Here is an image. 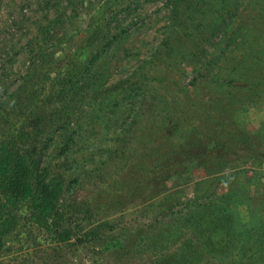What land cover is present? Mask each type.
<instances>
[{
  "label": "rangeland",
  "instance_id": "374dc122",
  "mask_svg": "<svg viewBox=\"0 0 264 264\" xmlns=\"http://www.w3.org/2000/svg\"><path fill=\"white\" fill-rule=\"evenodd\" d=\"M183 1L178 25L166 0H0V144L54 114L28 142L63 180L69 233L55 241L2 187L0 264H264V0ZM65 79L101 92L61 111ZM220 114L257 147L211 126Z\"/></svg>",
  "mask_w": 264,
  "mask_h": 264
},
{
  "label": "trees",
  "instance_id": "16d2710c",
  "mask_svg": "<svg viewBox=\"0 0 264 264\" xmlns=\"http://www.w3.org/2000/svg\"><path fill=\"white\" fill-rule=\"evenodd\" d=\"M166 3L170 5L169 11V19L171 21H175L176 24L180 25V20L176 19V16L180 18V13H183L186 3L182 0H166ZM180 4V12H178V5ZM110 16V9L104 8L101 12L98 13V17L94 18L91 24L98 25L102 24L105 20L108 21ZM94 27V26H93ZM91 28V27H90ZM90 35H96L97 32L95 30H90ZM115 40V39H114ZM261 58L264 57V52H262ZM93 58V57H92ZM91 58V59H92ZM257 61H262L263 69H264V59L257 58ZM146 72H148L146 74ZM149 70L143 71L137 74L138 79H150V81L154 82H162L167 79L168 70L167 68H159L158 74L150 75ZM94 75V73H93ZM130 84L135 83V76L131 77ZM129 80L122 81L121 84L128 83ZM100 86V85H99ZM261 88L264 87V80L260 81ZM59 91L54 95L60 101L61 111H66L70 107L69 103H76L77 99H81L87 91L91 93V97H94L95 94L100 93V87H96V80L87 81V83L81 85L75 90H71L69 86V81L65 79V81H61L59 85ZM89 89V90H88ZM126 90L116 91L120 92L122 96L127 95V91L129 88H125ZM112 92V90H110ZM110 91H106L108 95L101 96L100 99L102 104L103 99L108 100L112 98ZM164 100V97L161 98ZM92 101V99L90 100ZM12 111L13 105L10 106ZM221 112V111H220ZM49 111L40 113L36 115L32 121L28 122V128L31 130L30 133H23V128H20V133H17V136L7 135L6 140L0 144V188L6 187L5 195L7 196V201L14 205H21L27 208L28 219L36 224L38 228H43L45 231L51 233L55 236V241H64L68 239L69 233L65 230H62V226L60 225L61 221H58L60 215L57 214L58 208L62 207L61 197L64 193V185L63 180L59 176L52 175L48 173V170L42 169L38 166L39 160L38 157H35V148L28 141L33 140V138L44 129L43 124L46 122H51V117ZM231 113L228 115L230 116ZM208 116V114H204V117ZM57 116H53L54 119ZM220 116L212 117L208 121L211 126L214 128L224 129L225 128V136L233 143H238L242 145H247V147L254 148L257 147L252 142H256L252 139L247 132H244L239 126L235 123H226L222 122ZM153 130V129H152ZM151 130V131H152ZM150 130L146 132L145 139H149L151 137ZM189 132H191L189 130ZM225 137V139H226ZM255 138V137H254ZM16 145H21L22 148L17 147ZM259 145V144H258ZM16 146V148H14ZM187 153V152H182ZM139 170L142 172L150 171L151 168H147V166H143L139 164ZM53 216L56 219L53 220ZM48 220L51 222L48 223ZM53 220V222H52Z\"/></svg>",
  "mask_w": 264,
  "mask_h": 264
}]
</instances>
